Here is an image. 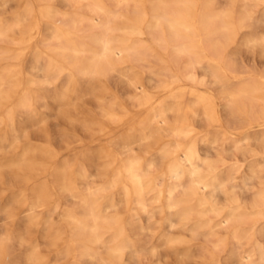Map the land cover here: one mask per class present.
<instances>
[{
  "label": "bare ground",
  "instance_id": "bare-ground-1",
  "mask_svg": "<svg viewBox=\"0 0 264 264\" xmlns=\"http://www.w3.org/2000/svg\"><path fill=\"white\" fill-rule=\"evenodd\" d=\"M60 1L73 9L60 11L51 0H46L39 8L47 33L32 47L34 59L31 70L36 77H24L20 63L8 67L7 74L24 77L29 84L39 82L46 89H52L55 80L61 77L67 81L62 96L77 89L73 82L77 76L88 84L96 81L102 73L120 76L122 66L117 65L121 59L119 50H128L137 61L144 60L146 55L141 47L135 45L139 38L129 44H114L110 33L115 28H130L139 32L149 29L155 32V39L160 44L171 49V55L176 60L179 56L184 57L182 69L174 71L167 58L153 56L155 65L147 66L148 78L157 80L159 76L166 77L164 90L168 94L154 104L153 112L140 118L131 131L115 138L113 143H118L122 149L121 155L116 150L109 153L112 168L109 180L102 187H94L89 173L81 164L78 175L84 180L83 190L76 189V184L74 187L71 183L62 184V189L78 203L65 210L64 230L61 228L56 234L58 240L64 238V232L68 233L66 248L61 254H74L79 259L72 260L70 264H83V261L89 264H139L141 253L150 249L144 246L146 241L140 234H146V228L151 227L152 218L158 212L166 226L172 229L180 223L179 229L188 232L191 239L202 237L211 241L214 233L223 230L230 239L232 259L248 264H264V243L255 241L251 245L249 232L256 220L264 222V70L259 73L241 71L236 57H232L227 50L240 30L253 28L264 21V0H255L263 5L260 16L249 9L248 0H225L227 4L222 7L214 5L213 0H149L148 9L144 5L136 6L137 0ZM31 3V0L22 2L23 12L16 15L12 24L0 21V38L5 37L9 29L22 31L16 57L32 46L38 34L34 19L25 24L20 22L32 11ZM106 3L112 6L108 7ZM128 3L134 7L132 16H126L124 22L117 26L114 19L122 16L121 7ZM84 21L92 30L78 35ZM262 41L256 37L246 40ZM181 80L211 82L219 88L226 122L240 130L239 135H226L227 140L223 144L240 152L244 158L246 152L253 153L254 159L250 161L248 174L242 181L238 182L233 171L238 166H218L217 162L226 158H209L222 143L220 137L223 135L217 116L216 97L209 92L196 93L172 87ZM5 82L7 79L0 76V85ZM18 87L19 83H15L7 94L0 89V99L12 94ZM49 96V93L22 92L17 105L23 110V118L29 120L34 117L36 103L45 101ZM153 98L143 91L135 101L148 107ZM114 107L112 102L108 106L103 105L101 115L120 122L124 116ZM154 113L161 118L157 120ZM5 118L7 126L17 131L14 108L6 110ZM3 120L1 118L0 123ZM202 120L217 129L212 133H200L197 123ZM160 130H167L170 138L153 142L152 138ZM250 138L253 140L251 144L244 143ZM138 143L154 145L141 152L136 147ZM254 145L260 148H253ZM23 159L24 156L21 160L25 163L27 159ZM27 164L22 166L27 167ZM254 178L259 186L251 190L249 179ZM36 193V205L43 204L42 189ZM240 193L250 196L244 204L240 201ZM123 202L126 209L124 216L119 209ZM248 213L254 214L255 220L249 219ZM144 222H147L146 226ZM6 236L8 240L12 238ZM164 237L165 240L173 239ZM228 238L217 237L213 240V249L202 252L207 259L205 264H218L216 255L227 245ZM246 243L251 245V252L241 255L239 248ZM124 255L129 260L127 263ZM0 261L2 264H16L8 247L0 252ZM28 262L38 264L36 255L30 254Z\"/></svg>",
  "mask_w": 264,
  "mask_h": 264
},
{
  "label": "rangeland",
  "instance_id": "rangeland-1",
  "mask_svg": "<svg viewBox=\"0 0 264 264\" xmlns=\"http://www.w3.org/2000/svg\"><path fill=\"white\" fill-rule=\"evenodd\" d=\"M45 1L31 0L32 11L28 16H23L20 19L21 24L34 19L38 25V34L33 39L32 46L23 50L20 57H16V51L19 49L18 42L22 31L9 29L5 37L0 38V48L2 49L0 51V76L7 79V82L0 85V89L7 94L15 83H19L15 92L0 99V119H4L0 123V236H12L7 247L15 257L16 264H29L30 254L36 255L38 264H70L72 260H79L74 254H61V251L66 248L67 232L63 233V239L57 240L56 238L58 230L61 228L64 230L65 210L75 207L78 203L77 199L68 196L69 194L62 189V184L71 183L72 186L76 184V189L83 190L84 180L78 175L81 164L89 173V179L93 182L94 187H102L103 183L109 180L112 170L109 165V153L111 150H116L121 155L120 150L122 149L118 143H113L115 138L117 139L122 133L131 131L138 124L139 119L146 113H152L154 104L165 99L168 94L164 90L166 77L159 76L157 80L148 78L147 66L155 65L153 56L167 58L168 64L174 71L181 70L184 61L183 56H179L177 61L171 55V49L160 44L155 39V32L149 29L144 28L142 32H139L131 31L130 28H115L110 33L114 44L118 46L129 44L139 38L140 40L135 42V45L141 47L146 55L144 60L137 61L128 50H119L121 59L117 65L122 66V68L120 67L122 75L102 73L92 84H88L86 80L79 79L81 76H77L73 81L76 84V91H68L64 96L62 93L67 81L61 77L55 80L52 89H46V86L39 82L29 84L24 77L28 75L36 77L34 71L31 70L34 59L32 47L38 43L40 38L46 37L47 33L44 21L39 15V8ZM22 2L24 0H0V21L12 24L16 15H21L23 12ZM51 2L60 11L73 9L62 4L60 0H51ZM213 3L222 7L227 4V1L213 0ZM106 5L112 6L110 3H106ZM137 5H144L148 9L149 0H137ZM248 7L251 11H255L257 16H260L263 11L262 3L255 0H248ZM133 8L131 3L123 5L120 10L122 16L114 19V24L119 26L124 22L126 16H132ZM81 28L78 35H84L92 30L85 21L81 23ZM252 37L264 40V21L253 28L240 30L235 36L234 43L227 50L232 57H236L241 71L263 72L264 41L260 43L246 42L248 38ZM119 38L124 39L118 40ZM43 45L45 46V44ZM14 63L21 64L24 69V77L11 76L6 73L9 70L8 67L13 66ZM29 68L30 70H28ZM199 77L201 76L199 75ZM172 87L176 90L184 89L196 93L209 92L216 97L217 116L221 121L220 130L223 135L220 137L222 143H219L220 145L215 148L216 150H213L209 158H226L217 162L218 166H238L233 171L239 182L248 174V165L254 159L253 153L246 152V158H244L240 152L223 144L227 140L226 135L229 133L239 135L240 130L227 124L222 97L217 85L211 82L194 83L181 80L175 82ZM24 91L49 93L50 95V98L47 97L45 101L36 103L33 111L34 117L29 120L23 118V110L17 105V100ZM143 91L154 97L148 107H145L147 105H138L135 101V98L140 97ZM50 92L53 93V96ZM109 102L114 103L115 111L124 116L120 122L112 121L101 115L103 105L108 106ZM9 108H14L17 131H12L7 126L5 112ZM154 116L157 120L161 118L157 113H154ZM171 119L172 116L169 120L171 121ZM100 124H103L104 127L101 128ZM197 128L202 134L214 132L217 129L206 125L203 120L197 123ZM160 138H170L169 132L167 130L158 132L152 140L153 142L159 141ZM252 142L251 138L244 140L246 144ZM153 145L154 143L150 145L138 143L136 147L142 152V150L150 149ZM253 148L258 150L260 147L254 145ZM231 154H234V157ZM22 156H24V161L26 158L30 162L26 160L23 163ZM24 164H27V167L22 166ZM256 181L255 178L249 179L251 190H256L259 186ZM41 189L44 201L43 204L36 205V192ZM248 197H250L248 194L240 193L241 203L244 204ZM119 209L124 216L126 214L124 202L120 204ZM247 217L255 220V215L252 213H248ZM152 221L151 227L146 228V234H140L143 241L147 243L144 246H149L150 249L141 253L139 264H205L207 259L202 254L213 249V240L217 237L228 238L225 231L218 230V233L211 236V241H206L202 237L191 239L188 232L179 229L181 228L180 223L175 224L172 229L166 226L162 215L158 212ZM146 223L144 222L145 226ZM249 232L251 245L255 241L264 243V222L262 219L256 220ZM164 236L173 239L165 240ZM180 238L184 240H180ZM229 242L228 238L227 245L216 255L218 264H248L243 260H235L230 257ZM251 245L244 244L238 252L241 255L249 254ZM124 257L125 263H127L129 260L127 256L124 255ZM85 263L89 264L83 261V264Z\"/></svg>",
  "mask_w": 264,
  "mask_h": 264
},
{
  "label": "clouds",
  "instance_id": "clouds-1",
  "mask_svg": "<svg viewBox=\"0 0 264 264\" xmlns=\"http://www.w3.org/2000/svg\"><path fill=\"white\" fill-rule=\"evenodd\" d=\"M9 244L8 237L5 236H0V252H3Z\"/></svg>",
  "mask_w": 264,
  "mask_h": 264
}]
</instances>
